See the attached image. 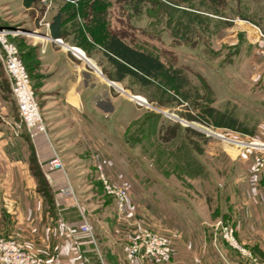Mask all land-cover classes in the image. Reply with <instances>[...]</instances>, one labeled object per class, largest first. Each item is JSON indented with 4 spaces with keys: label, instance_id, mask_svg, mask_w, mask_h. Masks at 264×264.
<instances>
[{
    "label": "rangeland",
    "instance_id": "374dc122",
    "mask_svg": "<svg viewBox=\"0 0 264 264\" xmlns=\"http://www.w3.org/2000/svg\"><path fill=\"white\" fill-rule=\"evenodd\" d=\"M92 1L83 0L82 11L93 4L90 8L105 12L106 19L98 31L93 30L96 37L107 31L116 33L134 47L161 52L166 62L175 58L173 53L178 55L180 66H189L183 69L189 71L203 99L195 107L184 101L159 105L141 93L134 97L139 104L132 99L130 108L122 105L112 124L105 127L107 133L100 132V139L114 169L131 178L132 199L145 217L134 219L129 212L130 217L121 220L115 199L93 178L76 182L85 195L76 198L92 214L85 216L87 222L112 226L119 218L124 224H173L185 231L192 220L207 224L210 219L212 236L223 240L229 250L255 264L264 263V256L257 259L255 251L240 242L237 225L228 213L220 212L224 205L230 211L229 192L235 178L241 191L247 175L264 184V147L259 146L264 145V0ZM41 7L37 4L35 10ZM81 19L84 25L94 26L90 15ZM178 19L186 29H177ZM193 29V33L186 31ZM73 49L84 54L78 47ZM112 84L125 96L133 94L126 83L125 90ZM226 102L235 106L238 122L251 134L200 119L206 118L203 106L223 107ZM112 182L128 188L126 182ZM223 226L233 229L235 245L223 236ZM146 227L170 236L172 247L181 238L179 230ZM108 228L100 229L103 236L109 235Z\"/></svg>",
    "mask_w": 264,
    "mask_h": 264
},
{
    "label": "crops",
    "instance_id": "0c3cea01",
    "mask_svg": "<svg viewBox=\"0 0 264 264\" xmlns=\"http://www.w3.org/2000/svg\"><path fill=\"white\" fill-rule=\"evenodd\" d=\"M63 3L40 0L26 7L23 0H0V27L21 30L10 40L35 87L45 127L44 131H29L21 121L0 47V237L17 238L47 264H255L212 236L210 219V224H194L192 220L185 231L173 224H143L181 233L172 254L163 259H125L126 240L137 234L139 224H124L117 218L118 224L112 226L88 222L92 237L82 230L83 217L92 214L78 202L77 198L85 195L78 191L76 182L97 181L98 164H103L112 180L127 183L132 217L145 216L132 199L131 178L114 169L110 152L100 139V132L107 133L105 127L112 124L122 105L130 108L132 101L106 80L123 90L128 83L108 77V63L99 49L105 36L96 37L92 24L84 25L80 15L69 17L59 35L51 34L52 16L64 9ZM37 4L44 5L38 12ZM172 57L174 67L189 68L180 66L178 55L173 53ZM55 154L62 168L51 165ZM246 179L243 191L234 179L230 211L224 205L220 212L228 213L237 225L240 242L249 245L258 259V255L264 256V184L248 175ZM68 184L74 188L73 198L61 191ZM106 228L110 233L103 236L100 229Z\"/></svg>",
    "mask_w": 264,
    "mask_h": 264
},
{
    "label": "trees",
    "instance_id": "16d2710c",
    "mask_svg": "<svg viewBox=\"0 0 264 264\" xmlns=\"http://www.w3.org/2000/svg\"><path fill=\"white\" fill-rule=\"evenodd\" d=\"M38 1L40 0H23V3L26 7H29ZM62 1H64V9L57 10L50 22L52 35H59V31L65 21L75 14L81 17L86 14L90 15L91 21L94 23V29L89 27L92 31H98L106 20L105 12L98 10V8H90L93 4L89 5L90 7L86 11H82L83 0ZM126 1L132 3L138 0ZM179 23L178 19L177 29L179 27L186 29L184 26H179ZM186 31L193 33L195 29L192 32L191 30ZM102 35L105 36V39H103L99 49L108 63L109 69L106 70L108 77L112 80H126L133 94L142 93L147 101L155 102L159 105H169L177 101H184L188 105L195 107L203 99L199 88L188 78L187 72L182 67L173 66L172 61L175 59H170V61L166 62L160 57L161 52L159 55L158 51L147 50L145 47H134L116 33L108 32L107 36L103 33ZM235 109V106H231L227 102L223 107L216 108L205 105L202 112L207 120H205L206 118L200 119L206 124L251 134V130L247 126L238 122Z\"/></svg>",
    "mask_w": 264,
    "mask_h": 264
},
{
    "label": "built area",
    "instance_id": "2783aa9c",
    "mask_svg": "<svg viewBox=\"0 0 264 264\" xmlns=\"http://www.w3.org/2000/svg\"><path fill=\"white\" fill-rule=\"evenodd\" d=\"M20 32L21 30L17 28L6 29L0 27V47L3 67L10 81L11 93L16 102L21 121L29 131H44L45 127L35 99L30 77L18 55L16 45L10 40V36L17 35ZM262 36L264 37V35ZM259 146L264 147V145ZM50 163L55 168H62L57 154H55ZM97 172L98 179L101 181L104 191L115 199L119 218H129L131 207L128 202L126 186L117 185L112 182L103 164L97 165ZM61 191L66 196L73 198V190L70 184L62 188ZM83 221L84 226L82 230L89 232L92 237L85 217H83ZM139 226L140 228L137 234L129 236L126 240L124 249L125 259L127 261L134 259H163L168 258L172 254L173 248L170 236L154 232L143 224H139ZM222 230L225 239L235 245L236 241L233 236V229L228 226H223ZM0 264H47V262L30 250H27L24 244L17 238L6 236L0 237Z\"/></svg>",
    "mask_w": 264,
    "mask_h": 264
},
{
    "label": "water",
    "instance_id": "95a60500",
    "mask_svg": "<svg viewBox=\"0 0 264 264\" xmlns=\"http://www.w3.org/2000/svg\"><path fill=\"white\" fill-rule=\"evenodd\" d=\"M96 69H97V68H96ZM98 71H99V70H98ZM99 73H101V72L99 71ZM105 78H106V77H105ZM106 79H107V78H106ZM109 82H110V83H113V82L110 81V80H109ZM128 95H129V97H130L131 99H135V98H134L135 95H133V94H128Z\"/></svg>",
    "mask_w": 264,
    "mask_h": 264
},
{
    "label": "bare ground",
    "instance_id": "6f19581e",
    "mask_svg": "<svg viewBox=\"0 0 264 264\" xmlns=\"http://www.w3.org/2000/svg\"><path fill=\"white\" fill-rule=\"evenodd\" d=\"M253 31L256 32L255 29H254ZM134 97H135V96H134Z\"/></svg>",
    "mask_w": 264,
    "mask_h": 264
}]
</instances>
